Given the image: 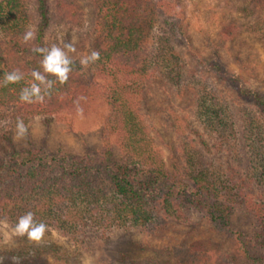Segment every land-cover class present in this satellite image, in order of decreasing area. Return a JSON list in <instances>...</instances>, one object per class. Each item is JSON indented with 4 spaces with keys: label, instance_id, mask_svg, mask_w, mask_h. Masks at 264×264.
I'll use <instances>...</instances> for the list:
<instances>
[{
    "label": "trees",
    "instance_id": "16d2710c",
    "mask_svg": "<svg viewBox=\"0 0 264 264\" xmlns=\"http://www.w3.org/2000/svg\"><path fill=\"white\" fill-rule=\"evenodd\" d=\"M87 1L94 17L90 52H100L94 69L84 71L75 60L68 82L56 84L50 99L25 104L19 92L41 60L31 48L50 46L45 31L52 25L77 31L84 10L67 0H0V80L14 69L24 74L19 83L0 87V110L10 123L0 135V219L13 226L32 211L74 246L68 256L54 245L23 241L15 249L21 264H74L78 252L98 242L133 231L154 235L193 212L235 242L244 264H264L263 93L218 55L207 59L191 51L194 65L187 64L178 46L188 21L174 0ZM250 1L264 7V0ZM29 27L36 38L24 44ZM154 86L191 95L202 130L186 122L197 137L195 157L184 153L179 163L173 151L167 162L148 155L137 119ZM100 100L107 113L94 153L68 156L13 145L17 117L27 125L36 116L49 121L60 113L91 112ZM239 213L251 218L249 226L235 218ZM211 252L199 241L166 246L131 239L119 245L115 262L208 264Z\"/></svg>",
    "mask_w": 264,
    "mask_h": 264
},
{
    "label": "rangeland",
    "instance_id": "374dc122",
    "mask_svg": "<svg viewBox=\"0 0 264 264\" xmlns=\"http://www.w3.org/2000/svg\"><path fill=\"white\" fill-rule=\"evenodd\" d=\"M67 1L83 8V26L77 31H70L63 25H52L46 29L45 39L49 44L60 43L61 38L72 41L76 47L73 58L79 61L81 56L90 52L92 38L87 34L92 33L94 17L87 0ZM174 1L188 21L186 40L178 46L187 58V64L190 67L194 65L191 51L207 59L218 55L230 71L240 75L250 88L264 95V7L250 0ZM92 66L82 70H92ZM148 90L141 100L137 119L142 130L141 136L147 141L150 151L145 155L160 156L167 162L173 151L174 160L181 163L184 153L193 156L199 146L197 137L186 126V122H191L194 128L202 131L198 119L194 118L197 108L189 101L190 94L177 96L167 88L157 86ZM106 113L107 107L100 100L91 112L60 113L49 121L36 116L29 120V136L26 140L16 142L13 139V125L10 137L16 148L35 147L47 153L68 156L89 155L102 145V121ZM9 125L0 110V135L9 129ZM119 150L125 154L124 147ZM235 218L245 226H249L252 221L249 216L240 213ZM11 229L12 224L7 219H0V264H13L15 249L23 241L28 242L26 238L14 237ZM131 239L166 246H184L199 241L212 250L213 262L208 264H225L228 261L230 264H244L235 242L204 214L197 212L190 213L185 221L170 220L154 235L133 231L107 242H98L78 252L74 264H119L115 262L117 248L127 245ZM49 244L68 256L73 254L74 246L57 229H48L46 232L41 246Z\"/></svg>",
    "mask_w": 264,
    "mask_h": 264
},
{
    "label": "clouds",
    "instance_id": "9594fccd",
    "mask_svg": "<svg viewBox=\"0 0 264 264\" xmlns=\"http://www.w3.org/2000/svg\"><path fill=\"white\" fill-rule=\"evenodd\" d=\"M36 38V32L28 28L21 40L24 44H29ZM31 51L41 56L39 69H33L30 73L32 82L21 88L18 99L25 104H42L46 99H50L52 90L56 84L64 85L68 82L69 75L73 71L75 60L73 55L76 47L72 41L51 43L50 46H33ZM100 59V52L92 50L87 55L79 58L82 69L88 68ZM24 79V74L19 69L6 72L0 80V87H7L10 84H17ZM29 136V125L17 117L13 130V139L16 142L26 140ZM48 225L42 221H37L32 211H27L19 216L12 226L11 232L14 237L26 238L33 246H41L44 243ZM13 264H21V258L12 257Z\"/></svg>",
    "mask_w": 264,
    "mask_h": 264
}]
</instances>
